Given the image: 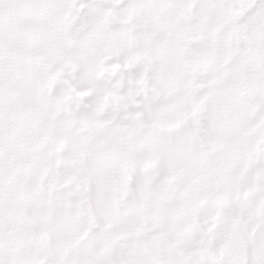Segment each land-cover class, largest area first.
I'll use <instances>...</instances> for the list:
<instances>
[{
	"label": "snow or ice",
	"instance_id": "1",
	"mask_svg": "<svg viewBox=\"0 0 264 264\" xmlns=\"http://www.w3.org/2000/svg\"><path fill=\"white\" fill-rule=\"evenodd\" d=\"M0 264H264V0H0Z\"/></svg>",
	"mask_w": 264,
	"mask_h": 264
}]
</instances>
